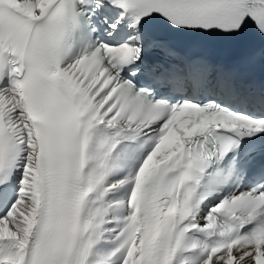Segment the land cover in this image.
Returning <instances> with one entry per match:
<instances>
[{"label": "snow or ice", "instance_id": "obj_1", "mask_svg": "<svg viewBox=\"0 0 264 264\" xmlns=\"http://www.w3.org/2000/svg\"><path fill=\"white\" fill-rule=\"evenodd\" d=\"M161 33L264 0H0V264H264V84Z\"/></svg>", "mask_w": 264, "mask_h": 264}]
</instances>
